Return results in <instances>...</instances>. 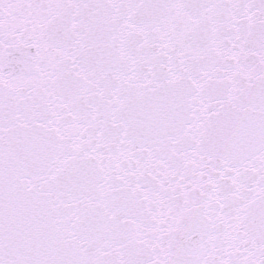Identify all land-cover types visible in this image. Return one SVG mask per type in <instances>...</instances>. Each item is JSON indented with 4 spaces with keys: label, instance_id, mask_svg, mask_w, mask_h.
Segmentation results:
<instances>
[{
    "label": "snow or ice",
    "instance_id": "obj_1",
    "mask_svg": "<svg viewBox=\"0 0 264 264\" xmlns=\"http://www.w3.org/2000/svg\"><path fill=\"white\" fill-rule=\"evenodd\" d=\"M0 264H264V0H0Z\"/></svg>",
    "mask_w": 264,
    "mask_h": 264
}]
</instances>
